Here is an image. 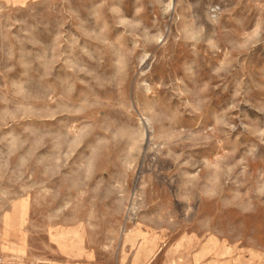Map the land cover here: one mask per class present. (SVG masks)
<instances>
[{
    "label": "rangeland",
    "instance_id": "obj_1",
    "mask_svg": "<svg viewBox=\"0 0 264 264\" xmlns=\"http://www.w3.org/2000/svg\"><path fill=\"white\" fill-rule=\"evenodd\" d=\"M11 2L2 264H264V0Z\"/></svg>",
    "mask_w": 264,
    "mask_h": 264
},
{
    "label": "crops",
    "instance_id": "obj_2",
    "mask_svg": "<svg viewBox=\"0 0 264 264\" xmlns=\"http://www.w3.org/2000/svg\"><path fill=\"white\" fill-rule=\"evenodd\" d=\"M9 2H11V0H8ZM27 1V0H26ZM12 3V2H11ZM207 246H205V247H203V248H201V254L203 255V258H205V261L203 262V264H213V262H211V261H208V260H206V258H208L207 256H208V254H207ZM21 252V248L19 249V251L17 252L16 250H15V252H13V251H8V254H7V256H9L10 254H12V255H16V253H17V255H19V253ZM137 253V252H136ZM136 256V255H135ZM137 257V259H135V261L133 262L134 264H143L144 263V257H143V253H141L140 252V254L139 255H137L136 256ZM8 258V257H7ZM9 259V258H8ZM152 263V262H151ZM148 264H150V262L148 263Z\"/></svg>",
    "mask_w": 264,
    "mask_h": 264
},
{
    "label": "built area",
    "instance_id": "obj_3",
    "mask_svg": "<svg viewBox=\"0 0 264 264\" xmlns=\"http://www.w3.org/2000/svg\"><path fill=\"white\" fill-rule=\"evenodd\" d=\"M0 264H2V261H1V259H0Z\"/></svg>",
    "mask_w": 264,
    "mask_h": 264
}]
</instances>
